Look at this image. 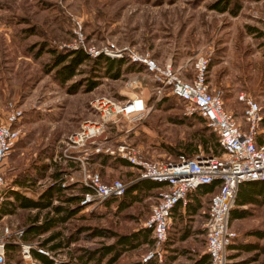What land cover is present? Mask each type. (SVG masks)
Returning <instances> with one entry per match:
<instances>
[{"label": "rangeland", "instance_id": "rangeland-1", "mask_svg": "<svg viewBox=\"0 0 264 264\" xmlns=\"http://www.w3.org/2000/svg\"><path fill=\"white\" fill-rule=\"evenodd\" d=\"M213 4L226 8L217 10ZM250 28L253 29L251 33ZM257 31L263 35L257 37ZM228 36H231L230 41ZM108 45L121 50L119 57L106 56L122 60L116 78L105 75L102 65L99 69L94 67L91 59L102 54H88L89 50L99 51ZM50 49L57 51L55 53L80 49L88 59L77 66L72 77L58 82L53 77L54 69L48 67L55 56ZM195 49L200 53L198 56L209 58L206 81L210 88L221 92L227 111L234 117L242 114V103L239 104L236 97L244 93L259 103L264 117V0H0V123H9L18 131L1 164L5 184L3 196L16 180L33 182L29 186L33 192L39 190L38 182L44 181L59 185L64 196L77 195L80 191L76 185L82 184L86 172L97 173L104 181L116 178L130 185L137 177L135 170H129L118 160L103 163L98 158L93 159V154H107L93 151L94 147L103 149L105 144L124 142L141 157L150 160L175 159L179 154L192 156L196 153L220 156L221 148L213 145L216 136L205 122L197 115H183L182 104L173 97L155 99L151 75L140 63L130 59L132 54L148 53L159 65H165L159 62L164 63L168 53L174 57L183 53L186 58L182 62L187 60L185 68L188 74L191 73L190 77L172 69L190 79ZM174 57L169 59L176 60ZM88 81L94 82L92 88H88ZM141 94L147 95L144 111L116 115L106 121L99 133L82 144L71 145V148L65 145L66 136L78 131L84 121L101 122L92 105L94 100L108 97L124 104L129 99L141 98ZM161 100L165 101L160 104ZM262 131L264 126L259 124L257 133ZM204 139L206 143L202 144ZM47 149L57 152L54 157L63 167L68 159L63 152L71 155V174L64 171L54 181L44 178L46 174L35 179L40 173L35 167L42 165L41 158ZM38 178L40 181L36 183ZM61 182L65 185L61 186ZM159 192L152 189L141 194L138 200L120 210L116 206L118 199H110L107 206L103 202L92 209L82 207L80 212L56 223L49 231L25 239L12 233L43 221L45 215L52 216L53 212L16 208L0 218V234L3 227H7L11 234L6 241L15 245L6 252L5 264H30L22 258L18 243L40 245L55 232L57 238L44 248L60 241V247L48 249L51 257L58 262L68 259L76 262L75 257L82 250L97 251L113 243L116 235H128L145 228L144 223ZM55 198L52 205L58 204ZM203 201L206 208L208 197ZM248 207L250 215L228 221L232 231H264V202ZM194 220L197 222L191 236L174 242L179 249L205 250V217L198 216ZM92 228L114 234L108 237L91 235ZM197 228L202 234L195 230ZM172 231L169 225L165 241ZM259 243L264 244V237ZM152 247L153 244L145 243L130 246L108 264H138ZM165 249L166 243H163L161 260L155 258L156 264H164ZM186 253L177 256L176 261L193 257L190 252ZM249 255L252 253H239L233 262L239 263ZM110 256L111 253L105 255L99 264H107ZM259 257L257 263L251 264H264V254ZM87 264L94 263L89 261Z\"/></svg>", "mask_w": 264, "mask_h": 264}, {"label": "built area", "instance_id": "built-area-1", "mask_svg": "<svg viewBox=\"0 0 264 264\" xmlns=\"http://www.w3.org/2000/svg\"><path fill=\"white\" fill-rule=\"evenodd\" d=\"M88 54H102L119 57L121 50L108 45L99 51L89 50ZM130 59L140 63L144 70L151 75L154 83L153 96L160 99L170 96L182 104L183 115H197L215 134L217 143L222 150L220 156L196 153L192 156L179 154L175 159L150 160L141 157L133 147L126 143L94 147L95 153L105 152L118 156L128 162L137 172V179H148L161 183L158 197L151 207L150 216L144 226L151 229L153 247L142 258L161 260L162 245L170 225L171 211L178 204H185L188 193L199 186L215 184L216 190L210 195L205 212L203 230L205 236V252L208 264H226V250L235 233L228 226L229 210L234 204L239 184L247 181H264V148L257 147L255 136L260 121L263 119L259 103L249 95L239 93L237 100L242 103V124L223 107L222 95L219 90L210 88L206 81L209 58L197 56L193 62V75L185 79L172 69L169 64L159 65L148 53L132 54ZM130 100V101H129ZM124 104L114 102L108 97H101L92 102L101 120L100 123L86 120L78 131L66 136L65 145L71 148L82 144L87 138L99 133L106 121L116 115H129L144 111L141 98L129 99ZM12 116L9 117V120ZM18 136V131L9 123H0V204L4 199L2 189L5 186L1 172V164L9 153ZM71 158L69 153L63 152ZM71 154V152H70ZM85 190L82 192L79 205L96 208L110 198L123 195L125 182L120 179L104 181L97 173H84L81 179ZM61 186L65 184L60 183ZM11 234L3 227L0 234V264H5L6 238ZM12 234L19 237L21 229ZM22 258L30 264H37L31 255L32 249L52 260L50 250L34 243H18Z\"/></svg>", "mask_w": 264, "mask_h": 264}, {"label": "trees", "instance_id": "trees-1", "mask_svg": "<svg viewBox=\"0 0 264 264\" xmlns=\"http://www.w3.org/2000/svg\"><path fill=\"white\" fill-rule=\"evenodd\" d=\"M228 2V1H226ZM213 6L215 8H217V10H224V8H226V6L224 5H218L217 4H213ZM237 6L235 5V8ZM235 11V10H234ZM232 11V12H234ZM253 31L252 28H250L251 32ZM255 31V30H254ZM257 37H261L263 35L262 32L257 31ZM51 53H55L57 51H55L54 49H50ZM55 56H53L52 61L48 64L49 70L50 69H54V74L53 77L55 78L56 81L58 82H64L67 79H69L70 77H72V75H74L75 73V69L77 68V66L88 59V55L83 52L80 49L77 50H71V51H67L64 53L58 52L53 54ZM93 62V65L96 69H99V66L102 65L103 67V72L105 73V75L111 77V78H116L117 76H119V71H120V65L122 60L121 59H112L103 55H99L97 57H95L94 59H91ZM92 81V80H90ZM94 85V82H89L88 81V88H92ZM261 126H264V119L261 120L260 122ZM214 140H216L213 137ZM202 144L206 143V140H201ZM255 144L257 147H263L264 148V131H262L261 133H257L255 136ZM213 145H218L217 140L213 141ZM187 156V155H185ZM99 159L101 160V162L105 163L108 160V156L107 155H97L95 156V159ZM115 158V157H114ZM114 161H112V163L115 162V160H121L120 162L122 164H126L125 161H123L122 159L119 158H115L113 159ZM31 179V178H30ZM15 182L19 183V184H24L26 183L27 185H31L33 184V182H30L29 180H16ZM247 182H254V181H247ZM211 185H203V186H199L197 189L195 190H199V192L203 193L206 192L208 190L211 189ZM161 186V183L159 182H155V181H151L148 179H137L134 182H132L130 185H127L125 187V191L123 193V195L119 198H110V199H118L119 204L116 205L117 208L123 209L126 206H128L129 204H131L132 202L136 201L139 199V197L141 196V194H144L156 187ZM238 189V188H237ZM85 190V188L83 187L82 192ZM82 192L80 193V195H67L64 196L61 193V188L59 185H53L50 186L46 189L45 192H43L39 198L37 200H32L29 199L27 197H24L22 195H20L18 192L16 191H11V190H6L5 192V196L4 199L2 200L1 204H0V218L3 215H8L12 212H14V210L16 208H34V209H47V210H51L53 213L52 216H48L45 215L43 218V221L39 222V223H33L28 225L21 234V238L25 239L28 236L31 235H38L41 233H45L47 231H49L56 223L58 222H64L67 218L72 217L73 215H75L77 212H79L82 209V206L79 205V199L80 196L82 194ZM238 192V190H237ZM237 192L235 195V200H236V196H237ZM11 196V199H9L8 197ZM57 198L58 204L52 205V199ZM55 198V199H56ZM63 198V199H62ZM106 200L103 204L104 206H107L109 204V200ZM234 200V203H235ZM59 201H61L59 203ZM63 202V203H62ZM236 217V213L232 210V208L229 210V214H228V221H230L231 218ZM57 232L55 233H51V235H49L45 240H43L40 243L41 247H45V245L48 242H51L52 240H55V238H57ZM110 234H114V233H109V231H106L104 229L101 228H92V233L91 235H100V236H110ZM151 233V229L145 227V228H141L139 229V231L132 232L131 234L128 235H116V239L113 243L109 244V245H104L101 248L97 249V251H86V250H82L83 252H81L79 255H77V257H75L77 259L76 262L68 259L65 262H58L57 264H87V262L89 261H93L94 264H99L101 259L107 255L111 253L110 258L107 260V264L108 262L113 261L118 254L120 253L121 250H124L126 248H129L130 246H136L139 244H153V237L150 236ZM135 241V242H133ZM133 242V243H132ZM164 243H167V241H165ZM14 243L12 241L6 243L5 245V250L6 252L8 250H11L14 248ZM61 246L60 241H57L56 243H52V245L48 246L47 248L52 250L55 248H58ZM206 253V252H205ZM31 254L34 258H36L38 261H40L42 264H53L52 260L47 258L46 256L38 253L35 250L31 251ZM207 253L206 255H202L201 258L191 264H208L209 263V258H207ZM138 264H156V260L154 257L146 259L145 261L142 260V262L138 261Z\"/></svg>", "mask_w": 264, "mask_h": 264}, {"label": "crops", "instance_id": "crops-1", "mask_svg": "<svg viewBox=\"0 0 264 264\" xmlns=\"http://www.w3.org/2000/svg\"><path fill=\"white\" fill-rule=\"evenodd\" d=\"M228 37H229L228 41H230L231 36H228ZM199 54L200 53L198 52V50L195 49V51L193 52L192 55H193V57L196 58ZM166 57H167V59L164 60V63H161L158 60L157 61L160 64H169L172 68L178 69L180 71V73H182L185 77H190L191 73L189 72V74H188L187 73L188 71L185 68V66H186L185 62L187 60L185 62H182V59L186 58L185 54L178 53L174 57L171 53H168V55ZM172 57H174V59H176V60L171 61V59H169V58H172ZM124 96L129 97V95H124ZM139 97H141V99L144 103V106H145V100L147 98V95L144 96L143 94H141ZM236 100H237V98H236ZM164 101L165 100H161L160 104H162ZM240 103L241 102H239V104ZM234 112H235L234 114L236 115V111H234ZM235 118L240 123L242 122L240 113L237 114L235 116ZM113 124L116 125L117 123H113ZM242 126H244V125L242 124ZM110 143H112V142H110ZM55 152L56 151L51 152L50 149H47L45 151V154L41 158L42 165L40 164V165H37L35 167L40 172L35 176V179L38 176L40 178L41 175L46 174V176L44 178L48 177L49 179H52V181H54V180H58L64 171H66L68 174H71V158L67 159V163L64 165L65 167H63L60 164V161H58V160L56 161L54 156L57 152L56 153ZM93 155H94L93 159H95V156H97L98 154H93ZM99 155H107L108 156V160H107L108 162L115 159L114 158L115 156H112V155H108V154H104V153H99ZM117 158H119V157H117ZM62 159H65V158H62ZM119 159H122V158H119ZM122 160L125 161L126 164H122L120 162L121 160H118V162L120 164L126 166L129 170L133 169L128 164V162L126 160H124V159H122ZM52 164L54 167L51 166ZM100 164L104 165L101 162H100ZM50 170H52V171H50ZM47 171H49V172L46 173ZM39 178L37 179L36 183L38 181H40ZM38 184H39V190L33 192L29 188L30 185H27L26 183L19 184V183L13 181V183H11L9 185L8 190L16 191L20 195L27 197L29 199L37 200L39 198V196L43 192H45L48 187L53 185V184H49L48 182L45 184L44 181L42 183L38 182ZM76 186H79L78 189L81 193L83 190L82 184H77ZM211 186L212 187L210 190L203 192V193L199 192V190L198 191L194 190V191L188 193V195L186 197L185 204L178 203L173 207V209L171 211V217H170V227H171V229H173V231L170 233L169 239H167V243H166L167 249H165L164 264H191V263L199 260L202 255H206L205 250L203 248L200 250H197V249L195 250L193 248H190V250L188 251L186 249H179V247H177V245H175L174 242H176L179 238H181L182 239L181 241H183V240H185L186 237H190L191 236L190 234L192 233V230L195 228V224L197 222L194 219L198 216L205 217V211H206L208 203L206 205V208H204L203 199L206 198V196H207L208 201H209L210 195L216 190L215 184H213ZM68 188L71 189V185H69ZM154 189L160 190L161 186L156 187ZM237 190H238V192H237L236 200H235V203H234V206L232 209L236 213V217L231 218L230 221L247 217L248 215L251 214V211H250L248 206H255V205H258V204L264 202V181L243 182V183L239 184ZM80 193H78V195H80ZM69 196H71V194ZM8 198L11 199V196ZM3 216H5V215H3ZM172 224L174 225L173 228H172ZM200 228H197L195 230L196 231L199 230L200 233L202 234ZM233 232L235 233V236L232 239L231 243L227 246V250H226V264H249V263L251 264L252 262L257 263L259 258H260L259 256L264 254V244L259 243V240H261L264 237V231H262V230H250L247 232L244 231V232H239V233H236L235 231H233ZM174 235H177V236H174ZM150 236H152V234ZM182 248H185V247L182 246ZM185 252H187L186 254H189V252H190V255H192L193 257L192 258L187 257V261H183V262L176 261L177 256H179L180 254H184ZM243 252L252 253V255L245 257L243 260L241 259L239 261V263H237L235 261L233 262L234 258L239 253H243ZM195 253H197V254H195ZM207 258H208V256H207Z\"/></svg>", "mask_w": 264, "mask_h": 264}]
</instances>
